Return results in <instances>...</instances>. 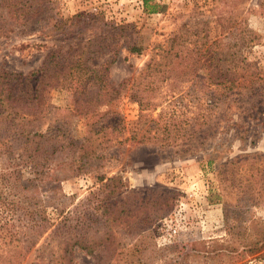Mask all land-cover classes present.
<instances>
[{
  "label": "rangeland",
  "instance_id": "1",
  "mask_svg": "<svg viewBox=\"0 0 264 264\" xmlns=\"http://www.w3.org/2000/svg\"><path fill=\"white\" fill-rule=\"evenodd\" d=\"M50 6L59 18L82 14L83 23L51 37L40 33L42 21L20 27L0 38V67L24 78L41 68L50 51L71 57L95 42L88 63L106 66L115 59L109 60L105 82L116 97L81 112L74 90L56 87L44 95L40 119L30 130L111 141L98 157L83 156L87 165L81 171L70 163L39 179L32 163L13 159L0 142V264H45L48 253L58 255L61 235L53 227L36 244V196L57 224L112 177L123 185L111 198L115 219L107 228L101 218L89 233L101 242L103 257L74 252L71 264H130L135 243L140 264H264V203L237 202L219 175L234 158L264 156V99L230 97L225 85L214 84L226 76L236 80L233 91L250 85L264 90V0H50ZM249 30L260 38L245 45L240 38ZM171 44L185 48V62L196 56L186 58L187 50L197 52L195 72L174 86L158 77L143 79L148 64L167 60ZM133 46L141 52H131ZM39 83L45 84L30 80L29 86ZM215 93L223 101L202 110L214 100L205 105L199 98ZM141 113L148 121L138 124ZM148 125L147 142H123L131 130L144 134ZM100 126L108 127L104 138L90 133ZM72 153L66 161L83 154ZM157 209L163 213L154 217Z\"/></svg>",
  "mask_w": 264,
  "mask_h": 264
},
{
  "label": "trees",
  "instance_id": "2",
  "mask_svg": "<svg viewBox=\"0 0 264 264\" xmlns=\"http://www.w3.org/2000/svg\"><path fill=\"white\" fill-rule=\"evenodd\" d=\"M41 16L43 17L41 18ZM82 16V14H76L71 18H59L52 13L50 0H0V38L9 37L20 27L41 21L44 24L39 28V31L43 36L51 37V34L60 32V35L65 36L68 34L67 30L71 27L81 26V23H83ZM259 38V35L249 30L244 32L240 39H242L243 44L252 45L257 43ZM95 44V42H90L88 47H83L81 44L82 47L75 50L71 57H60L58 52L50 51L44 58L41 68L38 71L31 72L24 78L22 75L9 73L0 67V142L3 143L2 146L5 151L14 156L13 159L16 157L24 164L32 163L36 167V178L38 179L48 175L53 169H63L64 166L70 163L71 169L81 171L87 165V161L84 160L83 156L98 157L96 153L102 150L101 146L111 141L109 138H104V131L108 128L106 126L90 130L92 135H100L104 138L102 142H94L91 137H86L84 140L78 139L79 137L74 139L66 136V133L61 134V132L45 133L38 127H36V132L30 130V124L40 119V109L45 105L44 95L56 87L72 88L77 96L76 106L81 109V112L88 104L106 105L116 97V91L106 85L105 82L109 60L110 63H113L115 59L109 58L106 66L96 67L88 63L90 57L87 54L90 53L91 47ZM26 46L29 45L22 46V48ZM100 47L96 50L97 53L101 49ZM179 48L171 44L165 52L167 60L162 59L158 63L148 64L142 78L158 77L154 80L157 82L168 80L174 86L181 79L190 75L191 72L194 73L197 66V52L194 49L187 50L186 58L190 53L196 55L193 57V61L189 63L190 61L185 62L181 59V53L185 48L182 47V51ZM129 49L131 52H141V48L134 46ZM231 63L232 69L235 70L238 65L234 61ZM212 65L216 67V63ZM190 79L191 77L187 81ZM30 80L35 82L43 80L45 84L41 86L39 83L37 86L30 87ZM45 81H48V83ZM208 83L211 85L212 82ZM235 83V79L230 80L225 76L223 80L220 77L217 78L214 84L218 86L225 85L226 95L230 97L249 96L248 98H255L253 100H256L257 97L264 99L263 89L257 90L255 85L240 86L238 88L239 92H237L233 91ZM251 84L254 83L251 82ZM221 97V95L217 96V93H215L213 96L199 98L203 100V104L207 99L214 100L212 104H205L206 106L202 110L212 111L219 102L223 101ZM232 102L234 101L232 100ZM261 103L264 104V100L259 102V104ZM140 107H143L142 102H140ZM95 114L97 115L98 112H94ZM198 117L206 121L204 118L205 113L200 110L198 111ZM147 118L148 115L141 113L138 124L141 120L148 121ZM254 119L257 120L258 118L254 117ZM204 124L207 123L203 122L201 126ZM151 128L148 125L144 134L140 135L138 132L131 130L130 136L125 138L123 142L144 144L148 140L146 132H150ZM117 129V127L112 128L113 131ZM189 133L191 136L195 132L190 130ZM89 142L87 150L85 145ZM76 151L82 152V156L66 161V158L70 156L68 153L73 152L72 154H74ZM219 175L225 189L227 188L230 192L234 191L237 202L246 205L264 203L263 155L247 154L234 158L223 165ZM107 181L108 183H104L97 192L90 191L92 197L89 203H85L89 198L85 202L81 201L73 210L64 214L57 224H52V221L47 218L46 209L36 196V244L50 227H53V231L61 235L58 255L56 258L49 257L50 253H48L45 258H42L45 264H71L74 252L79 251L94 255L96 259H99V257L102 259L101 242L95 240L89 233L94 230L96 224L101 222V218L105 219L104 224L109 228V224L114 221L116 214L111 198L118 195L123 186L119 177H112ZM162 213V209H157L152 215L156 217ZM26 215L32 214L26 212ZM41 248L42 246L37 249ZM139 248L140 245L133 244L132 249L135 254L130 256L132 259L129 262L130 264L141 263L137 253ZM75 249L77 250L75 251Z\"/></svg>",
  "mask_w": 264,
  "mask_h": 264
}]
</instances>
